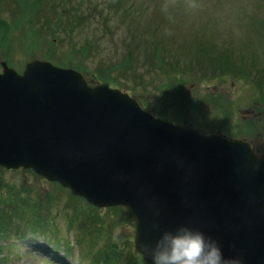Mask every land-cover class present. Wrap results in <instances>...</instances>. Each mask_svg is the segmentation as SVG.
I'll return each instance as SVG.
<instances>
[{
	"label": "rangeland",
	"instance_id": "1",
	"mask_svg": "<svg viewBox=\"0 0 264 264\" xmlns=\"http://www.w3.org/2000/svg\"><path fill=\"white\" fill-rule=\"evenodd\" d=\"M31 2L0 0V71L3 60L23 71L33 57L78 65L89 81L107 80L156 116L264 140V0ZM0 176L19 194L15 204H33L0 239V264H53L45 253L58 247L60 256L69 250V264L105 255V264H145L124 208L94 206L27 169L0 166ZM7 192L0 189V201ZM3 204L0 215H13L11 201Z\"/></svg>",
	"mask_w": 264,
	"mask_h": 264
},
{
	"label": "water",
	"instance_id": "2",
	"mask_svg": "<svg viewBox=\"0 0 264 264\" xmlns=\"http://www.w3.org/2000/svg\"><path fill=\"white\" fill-rule=\"evenodd\" d=\"M2 67L0 166L125 206L146 264L142 244L181 223L217 237L225 255L264 264V154L251 142L156 117L128 92L49 60Z\"/></svg>",
	"mask_w": 264,
	"mask_h": 264
},
{
	"label": "clouds",
	"instance_id": "3",
	"mask_svg": "<svg viewBox=\"0 0 264 264\" xmlns=\"http://www.w3.org/2000/svg\"><path fill=\"white\" fill-rule=\"evenodd\" d=\"M142 249L152 264H246L242 254L225 255L217 237L188 223L162 230L155 241L144 242Z\"/></svg>",
	"mask_w": 264,
	"mask_h": 264
},
{
	"label": "trees",
	"instance_id": "4",
	"mask_svg": "<svg viewBox=\"0 0 264 264\" xmlns=\"http://www.w3.org/2000/svg\"><path fill=\"white\" fill-rule=\"evenodd\" d=\"M26 1H29V0H26ZM33 1L35 2V0H32L31 3H33ZM36 1L40 2V0H36ZM38 2H36V3H38ZM227 64H221L220 66H222V68H229V67L231 69L233 68L232 65H227ZM73 67H75L77 69H81V67L78 66V65H73ZM29 171H31V170L29 169ZM2 180H3V177L0 176V182H1L0 183V189L6 187V189L8 190V192H7L8 194H7V196L5 198H2V201H0V202H2V204L4 203L3 206H5V203L11 201V204H7V205H11V206L14 205V207L12 206V210H13L12 213L15 216V218L16 217L17 218L14 219L13 215H10L9 217H7V214L4 213V211H5L4 208L1 209L2 210V214L0 215V239H2L4 236H10L11 235V230H9V229H12L13 226L17 225L16 229H19L17 223L19 221H22V219L20 218L23 215L22 214V210L24 208L28 209V205L32 204L31 201L27 202L28 198L23 202L26 207H23L22 204L21 205L15 204V199L17 197H19V194L16 191L13 190V186L10 183H2ZM32 206H33V204H32ZM16 221H17V223H16ZM10 222H12V223H10ZM36 234L41 235V233H39V230L34 229L33 230V235L35 236ZM42 236L46 237V235H42ZM16 237L23 239L24 237H26V234H19L18 231H17ZM37 247H38V249L40 251H42L41 248L38 245H37ZM58 248H57V250L46 251L45 255L47 256L48 260L51 261V260H54V258H57V260H61V261H59V264H69L64 256L58 255V250H59ZM65 251H66V253H68L69 250L65 249Z\"/></svg>",
	"mask_w": 264,
	"mask_h": 264
},
{
	"label": "flooded vegetation",
	"instance_id": "5",
	"mask_svg": "<svg viewBox=\"0 0 264 264\" xmlns=\"http://www.w3.org/2000/svg\"><path fill=\"white\" fill-rule=\"evenodd\" d=\"M258 143H259V144H255V143H253L254 148H255L257 151L264 153V140H261V141L258 140Z\"/></svg>",
	"mask_w": 264,
	"mask_h": 264
}]
</instances>
